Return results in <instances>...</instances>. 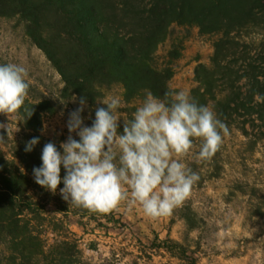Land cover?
Here are the masks:
<instances>
[{"label":"trees","instance_id":"16d2710c","mask_svg":"<svg viewBox=\"0 0 264 264\" xmlns=\"http://www.w3.org/2000/svg\"><path fill=\"white\" fill-rule=\"evenodd\" d=\"M2 17H15L24 26L26 36L58 70L66 96H86L90 106L104 107L100 101L107 91L122 86L126 121L133 119L135 101L148 91L162 98L171 86L184 41L175 42L163 63L158 52L174 28L197 27L216 40L211 65L196 69L198 87L192 97L246 136L264 139V0H0ZM51 105L30 84L25 107L34 108L33 115L26 119L23 109L18 113L25 135L12 156L0 151V264H92L71 228L72 219L118 223L117 214L125 216L128 210L124 202L111 213H93L62 199L63 183L53 194L35 182L33 168L42 165L46 144L43 117L54 111ZM118 131L123 133L122 124ZM34 137L40 143L26 152V142ZM52 203L61 206L52 210ZM259 211L264 217L263 206ZM187 223L196 227L194 220ZM146 239L139 240L143 254L201 264L197 251L185 243L153 231ZM90 249L98 247L91 244Z\"/></svg>","mask_w":264,"mask_h":264},{"label":"rangeland","instance_id":"374dc122","mask_svg":"<svg viewBox=\"0 0 264 264\" xmlns=\"http://www.w3.org/2000/svg\"><path fill=\"white\" fill-rule=\"evenodd\" d=\"M181 40L184 41L182 57L174 63L176 75L171 86L186 90L192 96L198 87L196 69L202 63L211 65L216 37L201 34L197 27L176 26L173 37L159 49L161 63L165 62L175 42ZM4 63L23 65L28 70L30 84L51 101L54 111L43 117L44 142H53L60 148L70 134L79 139L67 128L69 114L80 106L78 98L64 94L65 83L58 70L30 41L24 26L15 17L0 18V64ZM113 96L121 100L117 113L123 125L124 120H128L123 87L113 86L104 100ZM144 99L135 101L133 108L141 107ZM102 106L107 107L103 103ZM95 110L89 104L85 107L82 117L86 126H91L95 120ZM9 122L12 129L9 138L7 132L0 129L6 140L0 143V151L12 156L13 148L20 145L25 131L18 113L9 117L0 114V123ZM226 125L229 134L211 159L198 158L201 139L194 140V147L187 156L178 157L188 168L198 172L200 180L171 215L149 217L137 203L128 204L125 216L117 214L118 223L104 218L80 224L73 218L71 228L82 238L85 258L92 264H179L168 255L141 252L139 240L147 243L146 235L153 231L162 239L170 237L194 248L201 264H264V217L259 211V206L264 207V139L246 136L236 124ZM59 205L52 203L49 208L55 210ZM188 218L194 220V229L187 223ZM91 244H96L98 250L90 249Z\"/></svg>","mask_w":264,"mask_h":264},{"label":"clouds","instance_id":"9594fccd","mask_svg":"<svg viewBox=\"0 0 264 264\" xmlns=\"http://www.w3.org/2000/svg\"><path fill=\"white\" fill-rule=\"evenodd\" d=\"M30 89L28 70L17 63L0 64V114L8 117L23 109L26 119L34 108L25 107ZM95 120L86 126L82 113L87 97H80V106L69 114V135L62 142L61 152L55 143L44 145L42 165L33 168L35 182L62 199L93 213L108 214L122 203L139 204L152 218L171 215L191 195L200 180L198 172L188 168L178 157L187 156L194 140L203 141L198 152L201 160L211 159L222 147L229 128L217 113L200 104L186 90L169 86L163 97L148 91L131 121L124 120L123 133L117 110L121 100L113 96L100 101ZM0 129L12 132L10 122ZM0 132V143H5ZM40 143L39 137L26 142L31 152ZM66 175L61 177V169Z\"/></svg>","mask_w":264,"mask_h":264}]
</instances>
